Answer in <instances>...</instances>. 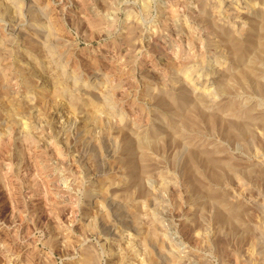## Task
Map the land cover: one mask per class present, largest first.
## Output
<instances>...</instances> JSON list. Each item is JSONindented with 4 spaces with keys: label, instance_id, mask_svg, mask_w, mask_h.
<instances>
[{
    "label": "rangeland",
    "instance_id": "1",
    "mask_svg": "<svg viewBox=\"0 0 264 264\" xmlns=\"http://www.w3.org/2000/svg\"><path fill=\"white\" fill-rule=\"evenodd\" d=\"M103 2L0 0V38L12 41V47L31 44L43 57L46 51L33 31L48 23L53 39L59 42L53 49L52 68L69 85L78 81L77 97L89 95L92 101L99 100V105L104 102L100 108L108 110L103 113L105 124L85 131V110L76 111L68 107L67 98L51 95V71L38 68L36 81L40 87L48 86V94L39 96L37 89H27L21 77L14 75L11 60L0 57V264H79L87 250H94L96 264H116L123 255L129 256L123 264H146V249L154 256L153 264H176L181 258L180 264H243L251 260L253 250L264 252V127L253 125L250 138L245 139L243 131L236 129L238 125H232L246 110L264 115V80L261 88L257 84L241 87L232 72L243 69L254 57L257 45L250 46V42L261 36L264 0H149L147 13L139 0H112L107 3L108 11ZM204 5H211L205 13L201 10ZM98 13L112 21L108 35L95 33L92 20ZM31 19H36L35 24ZM134 21L143 30L138 31L132 49L125 46L126 25ZM171 23L178 24V31L171 29ZM10 25L21 32L11 35L14 29ZM222 31L239 37L240 59ZM158 33L164 36L166 46L156 53L148 49L146 40ZM192 35L194 41L190 42ZM251 35L256 40H251ZM62 44L65 49L60 51ZM199 50L204 53L200 59ZM129 53L132 63L125 58ZM187 54L201 60L202 68L194 70L193 66L177 73L171 63H180ZM259 65L263 67L264 62ZM95 79L99 83H94ZM232 107L244 112L236 117L230 112ZM28 135L36 136L34 145L23 141ZM202 150L214 161L196 160L199 173L191 159ZM221 159L233 163L242 174H225L216 180L214 168ZM102 180L111 183L106 186ZM101 197H106L102 204ZM88 200L96 204L87 207ZM223 205L242 207L249 217L245 215L247 231L227 221ZM152 222L158 239L147 245L142 238Z\"/></svg>",
    "mask_w": 264,
    "mask_h": 264
},
{
    "label": "bare ground",
    "instance_id": "2",
    "mask_svg": "<svg viewBox=\"0 0 264 264\" xmlns=\"http://www.w3.org/2000/svg\"><path fill=\"white\" fill-rule=\"evenodd\" d=\"M105 3H106V5H107V3L109 2L108 0H103ZM102 0H101V2H103ZM112 1V0H111ZM110 1V2H111ZM211 1V0H210ZM247 1V0H246ZM258 1V0H257ZM88 2V1H87ZM103 2V3H104ZM109 2V3H110ZM139 2H140V4H141V7H142V9H144V11L143 12H145L146 11V13H147V11L149 10V0H139ZM213 2V1H212ZM254 2V1H253ZM115 3H116V0H115ZM173 3V2H172ZM204 3V2H203ZM203 3L201 4V5H203ZM206 3V2H205ZM248 3V2H247ZM257 3V2H256ZM85 4V3H84ZM111 4H112V2H111ZM174 4H176V3H174ZM174 4H172V5H174ZM16 5V4H15ZM83 4H81V6H82ZM99 5V4H98ZM207 5V4H206ZM217 5V7H218V4H216ZM262 5V4H261ZM20 6V5H19ZM104 6V5H103ZM110 6V5H109ZM108 5H107V7L105 6V8H107V11H108V9H110V7H109ZM113 6V5H112ZM111 6V7H112ZM208 6H211V5H208ZM208 6H203L202 8H201V10H203V12L205 13V12H207V7ZM220 6V5H219ZM250 6V5H249ZM253 6V5H252ZM262 7V6H261ZM83 8V7H82ZM2 9V8H1ZM16 9V8H15ZM104 9V8H103ZM118 9V8H117ZM198 9H200V8H198ZM213 9V8H212ZM218 9V8H217ZM88 10V9H87ZM105 10V9H104ZM164 9H161V11H163ZM200 10V11H201ZM100 11H102V10H100ZM107 11H104V13L105 12H107ZM221 11V10H220ZM249 11V10H248ZM2 12V11H1ZM97 12V11H96ZM113 12V11H112ZM142 12V13H143ZM202 12V11H201ZM41 13V12H40ZM46 13V12H45ZM104 13H98V14H96V16H94V18H93V20H92V26L94 27V29H95V33L97 32V34L98 33H101V34H103L104 32H106V34L109 32V30H110V28H111V26L113 25L112 24V21L111 20H109V19H106L105 18V16H104ZM110 13V12H109ZM163 13V12H162ZM200 13V12H199ZM13 14V13H12ZM34 15H35V13H33ZM43 14V13H42ZM89 14V13H88ZM132 14V13H131ZM174 14V13H173ZM31 15H32V13H31ZM37 15V14H36ZM35 15V16H36ZM40 15V14H39ZM44 15V14H43ZM92 15V14H91ZM94 15H95V13H94ZM177 15V14H176ZM208 15V14H207ZM24 16V15H23ZM42 16V15H41ZM40 16V17H41ZM199 16V15H198ZM261 16V15H260ZM29 17H30V15H29ZM33 16H31L30 18H32ZM40 17H38V18H40ZM43 17V16H42ZM135 17V16H134ZM199 17H201V13H200V16ZM21 18V17H20ZM109 18V17H108ZM114 18V17H113ZM163 18V17H162ZM173 18V17H172ZM195 18V17H194ZM203 19H204V17H202ZM254 18V17H253ZM42 19V18H41ZM202 19V20H203ZM210 19V18H209ZM36 20V19H35ZM35 20H33L32 21V19H31V21L32 22H34ZM128 20V19H127ZM126 20V21H127ZM181 20V19H180ZM202 20H201V23H202ZM214 20H215V18H214ZM23 21V20H22ZM25 21V20H24ZM115 21V20H114ZM140 21V20H139ZM174 21V20H173ZM217 21V20H216ZM175 22V21H174ZM208 22V21H207ZM211 22V21H210ZM30 23V22H29ZM196 23H197V21H196ZM34 24H35V22H34ZM117 24V23H116ZM199 24V23H198ZM210 24V23H209ZM33 25V23L31 24V26ZM49 25H51V24H49ZM221 25V24H220ZM256 25V24H255ZM13 26V25H12ZM36 26V25H35ZM166 26V25H165ZM168 26V25H167ZM170 26H171V29L174 31V30H176V31H178V24H174L173 23V25H172V23L170 24ZM211 26H212V23H211ZM9 27H11V25L9 26ZM16 27V25L14 26V28ZM38 27V26H37ZM36 27V28H37ZM90 27V26H89ZM140 25H138L137 24V22H131V23H129V24H127L126 25V28H127V30H128V34H127V40H125L126 41V43H125V46L126 45H128V46H130V48H134V41H137L136 40V38H137V35L139 34V30H141L140 28ZM163 27V26H162ZM207 27V26H206ZM225 27V26H224ZM12 29H14L13 27H11ZM31 28V27H30ZM166 29L168 28V27H165ZM182 28V27H181ZM19 29V28H18ZM35 29V28H34ZM33 29V30H34ZM161 29V28H160ZM163 29H164V27H163ZM162 29V30H163ZM170 29V28H169ZM206 29V28H205ZM212 29V28H211ZM221 29H223V28H221ZM259 29V28H258ZM260 31H259V33L261 34V36L259 37V39L258 40H256L255 39V37L254 38H252V35H251V38H249V39H251V40H256V42H254V41H249L248 39V41L250 42V46H251V44H253V46L255 45V47H256V45H257V47H256V52H255V54H254V57L252 56V54L251 55H249L250 57L252 56L253 58L252 59H250V61H249V63H247V65L245 66V67H243V69H241L240 71L239 70H237L238 72H235L234 70H232V71H234V72H232V74L234 75V80L236 79V83H237V85H240L241 87H249L250 85H252V84H254V85H260V88L261 87H263V86H261L262 84H261V80H264V66L262 67V65H259V63L261 64V62H264V21L262 22V24H261V26H260ZM32 30V31H33ZM143 30V29H142ZM210 30V29H209ZM219 30V29H218ZM228 30V29H227ZM231 30V29H230ZM11 31V33H13V34H11V35H16V33H17V35L21 32V30H16V29H14V30H10ZM24 31V30H23ZM93 32H94V30H92ZM111 31V30H110ZM249 31V30H248ZM247 31V32H248ZM31 32V31H30ZM34 33H35V37H39L40 39H41V47H42V45H43V47H42V49H45V51H46V53H44L45 55L42 57V56H39L37 53H36V47L35 46H32L31 44H28V45H20V46H15V47H12V41L10 42L9 40V42L7 41L6 42V40L5 39H3V38H0V57H3V58H6V56L11 60L10 62H9V67L10 68H12V71H13V73H15L14 75L15 76H20L21 77V80H22V83H23V85H24V87H26L27 89H31V88H33V89H37L35 92H36V94H38L39 96H45L44 94L45 93H47L48 94V89H47V87H40L41 85H39L38 84V81H36V78H37V76L39 75V73H38V68H42V67H45L46 68V70L48 69L49 71H51V73H52V75H51V87H50V90H51V95L52 96H59V97H65V98H67L68 100H69V102L67 103L68 104V107L70 106L71 108H75L76 109V111H77V109L78 108H82V109H84L85 110V112H84V115H85V119H84V121H85V131H91V129H92V127L94 126V125H98L99 124V126H100V124H101V126L103 125V123L105 124V122H104V120L105 119H103L102 120V118H104V115L105 114H103V113H105V111L104 110H102V108H100V105L101 104H104L105 105V103L103 102V103H101L100 105L97 103V102H99V100L97 101V102H94V101H92V100H94V99H90V97H89V95L87 96V97H89V99L86 97H82V96H78L77 97V95L76 94H74V90L77 88L76 86H78L77 84H78V81L76 82H74V84H71V85H69L68 83H66V81L64 80V78H62V76H60V74L59 73H57V71L55 72V70L52 68V62H53V60L55 59V55H56V52L53 50V49H55L56 48V46H58V44H56L57 42L53 39L54 38V33L52 32V30H50V27L48 26V23H43V24H41V26L38 28V30H34L33 31ZM114 32V31H113ZM163 32H165V31H163ZM162 32V33H163ZM168 32V31H167ZM166 32V33H167ZM213 32H214V30H213ZM212 32V33H213ZM223 32V31H222ZM234 32V31H233ZM94 33V34H95ZM157 33V32H156ZM171 33V32H170ZM180 33V32H179ZM182 33V32H181ZM224 33V32H223ZM223 33H222V35H223ZM229 33V32H228ZM246 33V32H245ZM96 34V35H97ZM225 34V33H224ZM58 35V34H57ZM108 35V34H107ZM225 35H228V34H225ZM224 35V36H225ZM246 35V34H245ZM30 36V35H29ZM167 36V35H166ZM173 36V35H172ZM259 36V35H258ZM175 37V36H174ZM191 38H190V42H193L194 40H193V35L192 36H190ZM220 37H222V36H220ZM225 37H227V36H225ZM225 37H224V39H225ZM257 37V36H256ZM31 38V37H30ZM36 38V39H37ZM162 38H164V36H162L161 34H159L158 33V35L157 36H154V34H153V36H149L148 38H147V47H149L148 49H151L152 50V52L153 51H157L158 53H159V51L160 50H162L163 48H162V45H165V44H163V42H164V40H162ZM167 38V37H166ZM165 38V39H166ZM239 38V37H238ZM238 38H236V37H234V36H229L228 35V37H227V39H225V40H228V43L236 50V51H238V53L239 54H236V53H234V51H232L233 52V54H235V55H237V57H238V55H240V52H239V50H240V45H241V43L237 40ZM61 39V38H60ZM213 39H215V38H213ZM107 40V39H106ZM32 41V40H31ZM36 41V40H35ZM34 41V42H35ZM62 41V40H61ZM65 41V40H64ZM104 41V40H103ZM122 41V40H121ZM163 41V42H162ZM37 42V41H36ZM189 42V43H190ZM211 42H212V40H211ZM215 42V41H214ZM26 43V42H25ZM59 43V42H58ZM227 43V44H228ZM257 43V44H256ZM178 44V43H177ZM180 44V43H179ZM199 44H201V43H199ZM247 45H249V44H247ZM61 46H63V48H61L60 49V51H62L63 49H65L64 47H65V45H61ZM67 46V45H66ZM166 46V45H165ZM198 46V45H197ZM208 46H210L209 45V43H208ZM213 46H214V44H213ZM228 46V45H227ZM246 46V45H245ZM9 47V48H8ZM123 47V46H122ZM176 47V46H175ZM177 47H179V46H177ZM217 47V46H216ZM242 47V46H241ZM244 47V46H243ZM205 48V47H204ZM215 48V47H214ZM249 47H247V49H248ZM119 49V48H118ZM146 49V48H145ZM182 49V48H181ZM203 48H201V50H202ZM210 49V48H209ZM217 49V48H216ZM223 49V48H222ZM242 49H244V48H242ZM253 49V51H254V48H252ZM56 50V49H55ZM166 50V49H165ZM219 50V49H218ZM226 50V49H225ZM42 51V50H41ZM129 51V50H128ZM150 51V50H149ZM252 51V50H251ZM252 51V52H253ZM156 52V53H157ZM186 52V51H185ZM219 52V51H218ZM248 52V51H247ZM133 53H134V51H133ZM151 53V52H150ZM163 53V52H162ZM183 53V52H182ZM199 53H200V50H199ZM257 53V54H256ZM147 54V53H146ZM149 54V53H148ZM152 54V53H151ZM203 52L202 53H200L197 57L199 58V56L200 57H203ZM232 54V53H231ZM63 55V54H62ZM61 55V56H62ZM158 55V54H157ZM162 55V54H161ZM189 54H187V56L185 57V55H184V59H182L181 61H180V63H178V62H176L177 64H173V63H171V65L174 67L173 68V70H176L177 71V73H180V72H182L183 70H185V71H189V70H191L190 68L191 67H193L194 66V70H200V68H202V67H200V62H201V60L199 61V59H195V58H192L193 56H191V55H189ZM247 55V54H246ZM51 56V57H50ZM160 56V55H159ZM208 56V55H207ZM211 56V55H210ZM231 56V55H230ZM49 57V58H48ZM235 57V56H234ZM237 57H236V59H237ZM125 58H127V63H129V62H131V60H132V56H131V54L129 53L128 55H125ZM178 58V57H177ZM239 58V57H238ZM240 58H241V56H240ZM239 58V59H240ZM49 59V60H48ZM172 59V58H171ZM170 59V60H171ZM238 59V61L237 62H239V61H241V60H239ZM174 60V59H173ZM172 60V61H173ZM175 61V60H174ZM248 61V60H247ZM246 62V61H245ZM124 63V62H123ZM132 63V62H131ZM130 63V64H131ZM224 63V62H223ZM3 64V63H2ZM126 64V63H125ZM170 64V63H169ZM197 64V65H196ZM240 64V63H239ZM244 64H246V63H244ZM170 65V67H172ZM223 65H225V64H223ZM0 66H2L1 64H0ZM62 66V65H61ZM121 66H123L122 64H121ZM125 66V65H124ZM133 66V65H132ZM237 66H238V63H237ZM243 66V65H242ZM241 66V67H242ZM5 67L7 68V66H6V64H5ZM65 67V66H64ZM91 67V66H90ZM128 67V66H127ZM239 67V66H238ZM2 68H3V66H2ZM9 68V69H10ZM240 69V68H239ZM11 71V70H10ZM113 71V70H112ZM206 72V71H205ZM216 72V71H215ZM221 73H222V71H220ZM117 73V72H116ZM123 73V72H122ZM199 73H201V72H199ZM204 73V72H203ZM12 74V73H11ZM228 74V73H227ZM187 75V74H186ZM230 75V74H229ZM229 75H227V76H229ZM232 75V76H233ZM2 76V75H1ZM42 76V75H41ZM97 76V75H96ZM159 76V75H158ZM160 77V76H159ZM207 77V76H206ZM16 78V77H15ZM218 78V77H217ZM230 78H231V76H230ZM99 79V78H98ZM104 79V78H103ZM161 79V78H160ZM213 79V78H212ZM226 79V78H225ZM75 80V79H74ZM216 80V79H215ZM230 80V79H229ZM45 81V80H44ZM106 81V80H105ZM222 81V80H221ZM226 81V80H225ZM231 81L234 83V81L231 79ZM18 82V81H17ZM46 82V81H45ZM227 82V81H226ZM4 83V82H3ZM72 83V82H71ZM94 83H99V81L97 80V79H95V81H94ZM107 84V83H106ZM219 84V83H218ZM223 84V83H222ZM232 84V83H231ZM132 85V84H131ZM225 85V84H224ZM224 85H221V86H223L224 87ZM46 86V85H45ZM105 86V85H104ZM109 86V85H108ZM76 87V88H75ZM128 87V86H127ZM219 87H220V85H219ZM222 87V88H223ZM227 87H228V85H227ZM239 87V86H238ZM241 87H239V88H241ZM252 87H253V85H252ZM4 88V87H3ZM21 88V87H20ZM118 88V87H117ZM199 88V87H198ZM234 88V87H233ZM251 88V87H250ZM249 88V89H250ZM254 88V87H253ZM5 89V88H4ZM9 89V88H8ZM106 89V88H105ZM215 89V88H214ZM225 89H226V87H225ZM244 89V88H243ZM248 89V90H249ZM252 89V88H251ZM263 89H264V87H263ZM114 90V89H113ZM186 90V89H185ZM220 90V89H219ZM224 90V89H223ZM260 90V89H259ZM84 91V90H83ZM225 91V90H224ZM241 91V90H240ZM253 91H256L255 89H253ZM260 91H262V90H260ZM259 91V92H260ZM4 92V91H3ZM81 92V91H80ZM111 92V91H110ZM186 92V91H185ZM210 92V91H209ZM236 92V91H235ZM83 94H85L84 92H82ZM87 93V92H86ZM89 93V92H88ZM108 93V92H107ZM181 93V92H180ZM189 93V92H188ZM230 93V92H229ZM241 93V92H240ZM258 93V92H257ZM90 94V93H89ZM195 94V93H194ZM235 94V93H234ZM208 95H210V94H208ZM189 96V95H188ZM93 97V96H92ZM173 97V96H172ZM184 97V96H183ZM97 98H99V97H97ZM211 98V97H210ZM245 98V97H244ZM264 98V97H263ZM196 99V98H195ZM201 99H203V98H201ZM97 100V99H96ZM95 100V101H96ZM105 100V99H104ZM245 100V99H244ZM12 101V100H11ZM38 101V100H37ZM195 101V100H194ZM194 101H192V102H194ZM197 101V100H196ZM195 101V102H196ZM207 101V100H206ZM211 101V100H210ZM213 101V100H212ZM234 101V100H233ZM54 102V101H53ZM163 102V101H162ZM170 102V101H169ZM174 102V101H173ZM208 102H209V100H208ZM252 102V101H251ZM197 103V102H196ZM199 104L201 103V101L200 102H198ZM197 103V104H198ZM207 103V102H206ZM66 104V103H65ZM161 104V103H160ZM244 104H245V102H244ZM193 105V104H192ZM247 105V104H246ZM257 105V104H256ZM255 105V106H256ZM65 106V105H64ZM206 106V105H205ZM236 106V105H235ZM240 106V105H239ZM238 106V107H239ZM254 106V105H253ZM27 107V106H26ZM103 107V106H102ZM174 107V106H173ZM190 107V106H189ZM195 107V106H194ZM244 107V106H243ZM61 108V107H60ZM105 107H103V109H104ZM110 108V107H109ZM179 108V107H178ZM218 108V107H217ZM254 108V107H253ZM259 108V107H258ZM64 109V108H63ZM66 109V108H65ZM67 109H69V108H67ZM175 109V108H174ZM191 109V108H190ZM251 109V108H250ZM262 109V108H261ZM28 110V109H27ZM53 110V109H52ZM178 111H179V109H177ZM176 110V111H177ZM197 110V109H196ZM256 110V109H255ZM255 110H253V111H255ZM61 111V110H60ZM60 111H59V113H60ZM108 111V110H107ZM106 111V112H107ZM202 111V110H201ZM227 111H228V109H227ZM258 111H260V110H258ZM14 112V111H13ZM49 112V111H48ZM73 112H75V111H73ZM167 112V111H166ZM193 112H195V111H193ZM192 112V113H193ZM197 112V111H196ZM211 113H212V111H210ZM230 112H233V114L236 116V117H238L237 115L241 112V109L240 108H236V107H232V110L230 111ZM244 111H242L241 113H243ZM249 112L251 113V110H246V114H245V116L243 117V118H235L234 119V117L232 118V119H234L235 121V124H234V122H233V125L232 124H230V126L232 125L233 127H235V125L237 124L238 126H236L237 128L236 129H238V131L241 129V131H243V132H240V133H242L243 134V136L245 137V139H249L250 138V136H251V129H252V126L253 125H256V124H259V125H261V126H263L264 127V115L263 114H257L258 116H256V115H253V114H249ZM51 113V112H50ZM49 113V114H50ZM68 113V112H67ZM70 113H71V111H70ZM108 113V112H107ZM172 113V112H171ZM185 113V112H184ZM229 113V112H228ZM23 114V113H22ZM48 114V113H47ZM66 114V113H65ZM78 114V113H77ZM195 114H197V113H195ZM205 114V113H204ZM23 115H25V114H23ZM79 115V114H78ZM81 115V114H80ZM208 115V114H207ZM216 115V114H215ZM222 115V114H221ZM26 116H27V114H26ZM30 116V115H29ZM216 116H218V115H216ZM109 117V116H108ZM189 117V116H188ZM211 117V116H210ZM213 117H215V116H213ZM228 117V116H227ZM18 118V117H17ZM190 118V117H189ZM203 118V117H202ZM220 118V117H219ZM229 118V117H228ZM9 119V118H8ZM170 119V118H169ZM196 120L198 119V118H195ZM208 119V118H207ZM188 120V119H187ZM186 120V123L188 122ZM190 120H192L191 118H190ZM211 120V119H210ZM225 120H227V118L225 119ZM8 121V120H7ZM13 121V120H12ZM19 121V120H18ZM110 121V120H109ZM185 121V120H184ZM194 121V120H193ZM208 121V120H207ZM206 121V122H207ZM9 122H10V120H9ZM8 122V123H9ZM14 122V121H13ZM12 122V123H13ZM112 122V121H111ZM174 122V121H173ZM172 122V123H173ZM179 122V121H178ZM182 122V121H181ZM192 122V121H191ZM201 122V121H200ZM221 122H222V120H221ZM225 122V121H224ZM232 122V121H231ZM231 122H228V123H231ZM197 123V122H196ZM228 123H225V124H228ZM7 124V123H6ZM6 124H4V125H6ZM10 124V123H9ZM14 125H15V123H13ZM36 124V123H35ZM67 124V123H66ZM107 124V123H106ZM182 124V123H181ZM189 124L190 125H192L193 123H190L189 122ZM11 125V128H13L12 126V124H10ZM195 125V124H194ZM229 125V124H228ZM9 126V125H8ZM16 126V125H15ZM14 126V127H15ZM98 126V127H99ZM182 126V125H181ZM185 126V125H184ZM196 126V125H195ZM232 126H231V130H232ZM240 126V127H239ZM6 127H7V125H6ZM173 127V126H172ZM183 127V126H182ZM255 127V126H254ZM10 128V129H11ZM96 128V127H95ZM100 128V127H99ZM103 128V127H102ZM137 128V127H136ZM200 128V127H199ZM214 128V127H213ZM227 128V127H226ZM259 128V127H258ZM15 129V128H14ZM192 129V128H191ZM228 129V132H232V131H229L230 129L229 128H227ZM4 130V129H3ZM64 130H66V129H64ZM108 130V129H107ZM110 130V129H109ZM108 130V131H109ZM173 131V130H172ZM237 131V130H236ZM237 131V132H238ZM103 132V131H102ZM224 132V131H223ZM222 132V133H223ZM3 133V135H4V133H5V131L4 132H2ZM6 133H7V129H6ZM5 133V135H7ZM91 133V132H90ZM124 133V132H123ZM178 133V132H177ZM8 134H9V132H8ZM176 134V133H175ZM180 134V133H179ZM232 134V133H231ZM242 134H241V136L240 137H242ZM253 134V133H252ZM260 134V133H259ZM25 135V134H24ZM238 135V134H237ZM240 135V134H239ZM257 135V134H256ZM176 136V135H175ZM224 136V135H223ZM2 137V136H1ZM9 137V136H8ZM36 137V136H35ZM34 136H30V135H28V137H26L23 141H26L27 143H30V144H33L34 145V143L37 141L36 139L37 138H35ZM233 137H234V135H233ZM255 137H257V136H255ZM259 137V136H258ZM4 138V137H3ZM23 138H24V136H23ZM40 138V137H39ZM129 138V137H128ZM179 139V138H178ZM229 139V138H228ZM244 139V140H245ZM255 139V138H254ZM40 140V139H39ZM133 140V139H132ZM131 140V141H132ZM180 140V139H179ZM180 141H182V140H180ZM236 141H239L238 139L236 140ZM7 142H10V139H9V141H7ZM14 142V141H13ZM40 142V141H39ZM135 142V141H134ZM150 142V141H149ZM187 142V141H186ZM189 142V141H188ZM1 143V142H0ZM4 143H5V141H4ZM22 143V142H21ZM205 143V142H204ZM7 144V143H6ZM14 145V144H13ZM29 145V144H28ZM146 145V144H145ZM251 145V144H250ZM3 146H4V144H3ZM9 146V145H8ZM11 146V145H10ZM9 146V147H10ZM147 146V145H146ZM151 146V145H150ZM196 146V145H195ZM246 146V145H245ZM244 146V147H245ZM2 147V146H1ZM19 147V146H18ZM33 147V146H32ZM253 147V146H252ZM3 148V147H2ZM59 148V147H58ZM132 148V147H131ZM134 148V147H133ZM148 148V147H147ZM194 148V147H193ZM218 148V147H217ZM4 149V148H3ZM137 149H138V147H137ZM210 149H212V148H210ZM210 149H208L209 151H210ZM221 149V148H220ZM136 150V149H135ZM200 150V149H199ZM198 150V151H199ZM207 150V151H208ZM216 150V149H215ZM248 150V149H247ZM203 151L204 150H202V152L200 151L199 153L198 152H196V151H193V152H196V153H198L199 154V156L198 155H195V157H192V158H194V159H191L190 161H191V164L192 165H195V168H196V170H198V172L200 173V171H201V168L200 169H198V167H196V164H195V162H197L196 160H206V162H207V159H211V157L212 156H210L211 154L209 153V152H207V153H209V154H206V153H203ZM214 152V151H213ZM155 153V152H154ZM196 153H194V154H196ZM216 153V152H215ZM136 155H137V153H136ZM145 155V154H144ZM213 155V154H212ZM41 156V155H40ZM200 156L202 157L201 159H199L200 158ZM214 156V155H213ZM217 156H218V154H217ZM222 156V155H221ZM138 157V156H137ZM151 157V156H150ZM199 157V158H198ZM242 157V156H241ZM198 158V159H197ZM230 158V157H229ZM232 158V157H231ZM245 158V157H244ZM252 158V157H251ZM121 159H123V158H121ZM214 158H212L211 160H213ZM219 159V158H218ZM119 160V159H118ZM264 160V159H263ZM117 161V160H116ZM122 161V160H121ZM209 161V160H208ZM214 161V160H213ZM224 161V160H223ZM222 161V159H221V163H219L220 161H216V165H215V171H214V173H213V177H215L216 178V180H219V178H221L223 175H227V174H231V175H234V174H238V175H240V174H242V172H241V170H239L238 168L237 169H235L234 167H232V165L231 164H233V163H225V162H223ZM257 161V160H256ZM255 161V162H256ZM227 162H228V160H227ZM199 163V162H198ZM218 163V164H217ZM257 163V162H256ZM261 163V162H260ZM138 164V163H137ZM235 164V163H234ZM237 164V163H236ZM245 164V163H244ZM254 164V163H253ZM263 164V163H262ZM238 165H239V163H238ZM241 165V164H240ZM239 165V166H240ZM247 165V164H246ZM245 165V166H246ZM234 166V165H233ZM244 166V167H245ZM248 166H249V164H248ZM256 166V165H255ZM213 167V166H212ZM243 167V168H244ZM247 167V166H246ZM207 168V167H206ZM218 168V169H217ZM248 168L249 167H247L244 171L246 172V171H248ZM251 169H253L252 167H251ZM195 172H197L195 169H193ZM200 170V171H199ZM250 170V169H249ZM260 170V169H259ZM263 170V169H262ZM129 171H131V170H129ZM190 171V170H189ZM188 171V172H189ZM240 171V172H239ZM16 172V171H15ZM247 173V172H246ZM209 174V173H208ZM248 174V173H247ZM141 175V174H140ZM210 175V174H209ZM134 176V175H133ZM211 176V175H210ZM241 176H243V175H241ZM252 176V175H251ZM264 176V175H263ZM63 177V176H62ZM111 177V176H110ZM225 177V176H224ZM105 178V177H104ZM210 178V177H209ZM229 178V177H228ZM239 178V177H238ZM254 178V177H253ZM113 179V178H112ZM139 179V178H138ZM257 179V178H256ZM106 180V179H105ZM108 180H110V178L108 179ZM103 181V183L104 182H106V186H107V184L108 183H111L110 181ZM127 180V179H126ZM199 180V179H198ZM239 180V179H238ZM250 180V179H249ZM243 181V180H242ZM252 181H254V180H252ZM113 182V181H112ZM203 182V181H202ZM239 182H240V180H239ZM258 182V181H257ZM71 183H74V182H71ZM204 183V182H203ZM246 183V182H245ZM249 183V182H248ZM13 184V183H12ZM99 184H100V182H99ZM113 184V183H112ZM252 184V183H251ZM262 184V183H261ZM103 184L101 183V186H102ZM242 185V184H241ZM243 185H244V183H243ZM255 185V184H254ZM93 186V185H92ZM104 186V185H103ZM94 187V186H93ZM201 187V186H200ZM96 189H98L97 188V186L95 187ZM94 188V189H95ZM104 189H106L105 187H103ZM256 188V187H255ZM254 189V188H253ZM252 189V190H253ZM221 190V189H220ZM94 191V190H93ZM223 191V190H222ZM225 191V190H224ZM105 192H106V190H105ZM124 192H125V190H124ZM127 192H129V191H127ZM210 192V191H209ZM93 193V192H92ZM102 193V192H101ZM214 194H215V192H213ZM217 193V192H216ZM63 194V193H62ZM98 194V193H97ZM129 194H130V192H129ZM220 194V193H219ZM222 194V193H221ZM100 195V194H99ZM128 195V194H127ZM62 196V195H61ZM61 196H59V197H61ZM224 196V195H223ZM127 197V196H126ZM218 197V196H217ZM102 198V197H101ZM105 199H106V197L104 198H102V200L101 201H99V202H101V204L102 203H104V201H105ZM227 199V198H226ZM226 199H225V201H226ZM208 200V199H207ZM264 201V200H263ZM97 202H98V200H97ZM208 202V201H207ZM227 202H229V201H227ZM93 203H95L96 204V202H93L92 201V203H91V201L90 200H88V204H87V202H86V204H87V207H89V205H91V204H93ZM217 203V202H216ZM221 203H224L223 201L221 202ZM239 203V202H238ZM139 204V203H138ZM137 204V205H138ZM234 204V203H233ZM136 205V206H137ZM132 206V205H131ZM130 206V207H131ZM211 206V205H210ZM129 207V208H130ZM134 207V206H133ZM132 207V208H133ZM137 207H139V206H137ZM137 207L135 208V209H137ZM211 208V207H210ZM223 210L224 211H226V213L228 214V216H227V221H229V222H234L235 224H237L238 225V227H239V225H240V227H245V229L247 228V224H246V222H245V212H244V210H242L239 206H234V207H232V206H227V205H223ZM245 208V207H244ZM248 208V207H247ZM264 209V208H263ZM134 210V209H133ZM247 210V209H246ZM88 211V210H87ZM105 211H107V210H105ZM130 211H132L131 210V208H130ZM134 211H136V210H134ZM140 211V210H139ZM263 211V210H262ZM261 211V212H262ZM137 212V214H138V211H136ZM135 212V213H136ZM102 213H104V212H102ZM215 213V212H214ZM225 213V212H224ZM225 213V214H226ZM107 214V213H106ZM262 214H263V212H262ZM105 215V214H104ZM134 215H136V214H134ZM139 215V214H138ZM108 217V216H107ZM136 217V216H135ZM264 217V216H263ZM212 218V217H211ZM246 218H248L249 219V217H247V215H246ZM104 219V218H103ZM251 219H252V217H251ZM254 219V218H253ZM105 220H106V216H105ZM247 220V219H246ZM100 221H101V219H100ZM155 221V220H154ZM211 221V220H210ZM256 221V220H255ZM262 221V220H261ZM220 222V221H219ZM218 222V223H219ZM107 224V223H106ZM150 224V227H148V228H146V229H149L148 231L147 230H145V228H144V230L145 231H147L146 232V235L145 234H143V233H145V232H143L142 234L143 235H145V237L143 236V241L145 242V244H147V245H150V244H148V243H152V242H154L155 240L157 241V239H156V237H157V230H156V225L154 224V225H151V224H153V222L152 223H149ZM252 224V223H251ZM96 225L97 224H95L94 226H95V228H97L96 227ZM254 226H255V224H253ZM222 226H223V224H222ZM260 226V225H259ZM242 227V228H243ZM238 229V228H237ZM143 230V231H144ZM243 230V229H242ZM248 229H246V231H247ZM250 230V229H249ZM235 231H236V229H235ZM108 232V231H107ZM112 232V231H111ZM254 232V231H253ZM261 232H264V231H261ZM250 233V232H249ZM256 233H258V232H256ZM246 234H247V232H246ZM226 235V234H225ZM249 236H251V234L249 235ZM258 236H259V234H258ZM262 236V235H261ZM260 236V237H261ZM264 236V235H263ZM262 236V237H263ZM231 237V236H230ZM259 237V238H260ZM253 238V237H252ZM258 238V237H257ZM258 238V239H259ZM251 239V238H250ZM240 240V239H239ZM247 240V239H246ZM253 240H255V239H253ZM257 240V239H256ZM263 240V239H262ZM142 241V242H143ZM232 241V240H231ZM241 242V241H240ZM254 242V241H253ZM258 242V241H257ZM256 242V243H257ZM233 243V242H232ZM248 243V242H247ZM261 243V242H260ZM152 244H154V243H152ZM243 244V243H242ZM254 244V243H253ZM146 245V246H147ZM261 245H263L262 243H261ZM260 245V246H261ZM152 246V245H151ZM253 246V245H252ZM255 246V245H254ZM254 246H253V248H254ZM148 247V246H147ZM241 247V246H240ZM258 247H259V245H258ZM237 248V247H236ZM247 248V247H246ZM252 248V249H253ZM261 248V247H260ZM152 249V248H151ZM239 249V248H238ZM251 249V248H250ZM256 249V248H255ZM147 250V252H148V256L146 255V257L145 258H147L146 259V262L148 263V264H153V258L152 257H154V256H151V252H150V250L148 251V249H146ZM153 250V249H152ZM257 250V249H256ZM264 250V249H263ZM92 251H94V250H92ZM92 251H86L85 253H84V255H83V258L81 259V261H80V263L79 264H96L97 262H96V258L95 257H97V256H94V254H93V252ZM234 251V250H233ZM250 252V251H249ZM127 253V252H126ZM227 253V252H226ZM114 253H112V255H113ZM230 254V253H229ZM252 255H251V260H247L248 261V263L247 264H264V262H262L261 260H262V257H263V254H264V252L263 251H261V250H259V248H258V251H254L253 250V252L251 253ZM232 255V254H231ZM241 255V254H240ZM250 255V254H249ZM118 256V255H117ZM128 256V255H127ZM235 256V255H234ZM238 257H239V255H237ZM236 256V257H237ZM119 257V258H118ZM117 258V263L116 264H123L125 261H126V259L127 258H129V256L128 257H126V256H118ZM133 257V256H132ZM177 257V256H176ZM228 257H229V255H228ZM237 257V258H238ZM248 257V256H247ZM179 258V257H178ZM132 259V258H131ZM174 260H175V258H173ZM177 259V258H176ZM182 259V258H181ZM181 259H180V261H181ZM241 259V258H240ZM248 259H249V257H248ZM135 260V259H134ZM178 260V259H177ZM176 260V261H177ZM144 261V260H143ZM180 261L178 260L177 261V263L176 264H180ZM189 261V260H188ZM188 261H186V263L188 262ZM241 261V260H240ZM247 261H245V262H247ZM264 261V260H263ZM155 262V261H154ZM234 262V261H233ZM245 262L243 261V264H245ZM142 263V262H141ZM145 263V262H144ZM146 263V264H147ZM78 264V263H77ZM239 264V263H238ZM240 264H241V262H240Z\"/></svg>",
    "mask_w": 264,
    "mask_h": 264
}]
</instances>
